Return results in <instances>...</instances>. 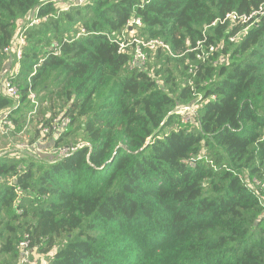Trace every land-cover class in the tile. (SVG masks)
<instances>
[{
  "label": "trees",
  "instance_id": "1",
  "mask_svg": "<svg viewBox=\"0 0 264 264\" xmlns=\"http://www.w3.org/2000/svg\"><path fill=\"white\" fill-rule=\"evenodd\" d=\"M46 1L0 0V68L18 22L38 7L49 17L27 32L12 119L18 130L31 93L55 80L67 134L80 125L91 148L45 166L0 157V257L17 260L28 240L48 264H264V18L237 43L242 26H212L264 0H87L63 13ZM132 18L172 54L132 69L110 39ZM205 36L217 51L203 63ZM196 102L192 123L174 112ZM15 105L0 91V114Z\"/></svg>",
  "mask_w": 264,
  "mask_h": 264
},
{
  "label": "rangeland",
  "instance_id": "2",
  "mask_svg": "<svg viewBox=\"0 0 264 264\" xmlns=\"http://www.w3.org/2000/svg\"><path fill=\"white\" fill-rule=\"evenodd\" d=\"M73 2L74 0H66L59 3L58 5H54L56 6V10L59 11L67 4H73ZM24 20L25 18L21 19L18 22V27L20 29H23ZM129 27L130 25H128L127 23L126 28L121 32V34H119L120 39H123L128 43L133 39L140 40L141 38L139 37V34H137V31H133V28L130 27L129 29ZM141 41H145V39H141ZM127 51L132 53V46H128ZM149 62L151 61L149 60L148 63ZM176 65L177 64L174 62L169 63V66H171L174 70H177ZM15 66H17V62L14 59H11L9 57L7 58V56L4 55L3 65L0 68L1 92L3 90L2 84L8 79L7 75L15 68ZM165 68L166 66H164L161 72V82H164L165 80ZM19 77H17L15 81L17 84ZM44 86L45 85H43L40 90H38V92H32L33 90L31 91L33 96L30 97L31 105L29 106V109L27 111L26 118L18 127V130L15 125L16 128L9 134L0 136V157H9L10 159H16L18 161H24L26 163L33 162L36 165L45 166L49 165V163H53L65 158L67 154L74 153L76 150L82 149V147H85L87 145L91 146L90 142L88 141L87 134H85L83 128L80 125H74L69 135L67 133L71 126L68 128L60 127V129L57 128L48 130L43 125L46 121H50L52 123L53 119L62 117V115L66 114L68 108L70 107V104L67 103L66 98L63 97V95L60 93V91L62 92V87H59V83L53 80L52 82H47V89H43ZM170 86L171 85H163V87L166 89H168ZM204 103L205 102H202V104L198 102H196L195 104H180L175 108L174 112H177L179 107L188 109H192L193 107H195L197 115L198 111L201 109ZM190 115V113H186L183 117H180L184 119L186 117H189ZM194 116L190 117L192 122L195 121ZM84 121L85 118L81 119V122ZM204 156L206 157V160L210 157L207 153H205ZM208 162L212 165L209 160ZM212 166H214V164ZM242 178L244 183H246L248 186H254V184L252 183L253 181L249 179L248 173H245ZM14 181V178L11 177L3 179V182H6L8 184L13 183ZM65 241V237H61L56 241V247H60L65 243ZM19 248L20 245L18 246L19 257L17 258V260H14L10 257H0V264H5L6 260L9 264H20V262L23 260V253ZM29 252L30 260L28 264H48L50 256H48L47 258L46 256L44 257L42 255H39L35 249L31 248H29ZM15 261L16 263H14Z\"/></svg>",
  "mask_w": 264,
  "mask_h": 264
},
{
  "label": "built area",
  "instance_id": "3",
  "mask_svg": "<svg viewBox=\"0 0 264 264\" xmlns=\"http://www.w3.org/2000/svg\"><path fill=\"white\" fill-rule=\"evenodd\" d=\"M63 1H66V0H48V1L44 2L43 6H45L49 3H53L55 5H58L59 3L63 2ZM152 1L153 0H142V4L140 5V8H142L145 4H148ZM86 3H87L86 0H74L73 4H70V3L67 4L64 8H61L58 12L59 13L67 12L72 7L84 6V5H86ZM259 17L264 18V3L261 5V7L259 8L258 11H255L250 15H240V14L235 13V12L229 13L226 15V17L224 19L218 20L215 23H213L212 26H215L218 22L221 24H229L230 26H234V27L242 26L243 28L241 29V31L238 34L230 37V41L232 43H237L242 37H244L248 34L249 30L255 24V22H257V19ZM24 18H25V20L23 21V29H20L18 27L12 42L3 49V54L6 55L7 58L9 57L11 59H14L17 62V66H15V68L7 75L8 79L2 84V86H3L2 93L5 96L11 98L14 102H16V105L13 108H9V109L4 110L0 114V136L7 135L12 130L15 129V124H14V121L12 119V115H13V111L19 107L20 100H21L20 89H19L18 84L15 81H16V78L19 77L21 74V62L23 60L24 52L28 46L26 33L31 28L39 27L41 24L47 22L49 19L48 16L42 17L40 15V7H38L35 10L30 11ZM128 25H130V27L133 29L136 27L141 28L143 26L141 20L136 19V18H132L131 20H129ZM130 27H129V29H130ZM86 35H87L86 30L82 29L80 31V33H78L77 37H82V36H86ZM110 39L113 43H115L119 46L120 52H126L127 47L132 46V49H133V51H132L133 57H132V61H131V68L132 69H135L138 67H144L147 65V63L149 61V51L153 52V51H156L157 49L161 48L163 51H168L169 53L172 54L170 46L168 44H166L164 41H160V40H151V41L145 42V41H141V39L140 40L139 39H133L132 41H130L128 43L127 41L120 39V35L115 36V37H110ZM206 42H207V38L205 36L204 40L197 42V47H196V49H194L196 52H198V55H197L198 61H202L203 63L206 62V60L209 56L213 55L217 51V48L215 45L205 46ZM56 46H58V45L56 44ZM54 54L58 55L59 51H55ZM43 61L44 60H41L40 64ZM38 66H40V65H38ZM38 66H35L34 73L32 74V76H34L36 74V70H37ZM190 73H193V69L190 70ZM31 97H33L32 93H31ZM175 113L177 115L182 116V117L186 113H190L191 115L189 117L184 118L183 121L185 123H188V122L192 123V120L190 117L196 115V108L193 107L192 109H188V108L179 107L178 111ZM70 124H71V119L69 117L62 116V117H58L56 119H53L52 123L50 122L49 125L46 126V128L48 130H53V129H57V128L60 129V127L61 128H68L70 126ZM85 147L91 148L90 145H87ZM82 148H84V147H82ZM76 151H78V150H76ZM72 154L73 153L67 154L65 158L71 156ZM250 180H252V179H250ZM252 181H253L252 183L254 184V186L250 187L246 183H245V185H247V187L249 189H251L252 191L256 192L257 186L259 185V182L256 179L252 180ZM262 187L264 188V185ZM29 248H30V242L28 240L23 241L20 244L19 249L23 253V255H22L23 260L20 262V264H28L29 263V260H30Z\"/></svg>",
  "mask_w": 264,
  "mask_h": 264
}]
</instances>
